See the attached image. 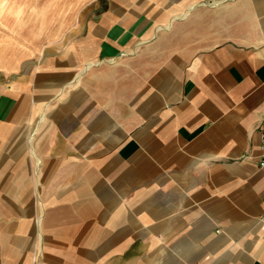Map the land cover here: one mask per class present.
Wrapping results in <instances>:
<instances>
[{
    "label": "crops",
    "instance_id": "obj_1",
    "mask_svg": "<svg viewBox=\"0 0 264 264\" xmlns=\"http://www.w3.org/2000/svg\"><path fill=\"white\" fill-rule=\"evenodd\" d=\"M51 3L0 66V264H264V0Z\"/></svg>",
    "mask_w": 264,
    "mask_h": 264
},
{
    "label": "rangeland",
    "instance_id": "obj_2",
    "mask_svg": "<svg viewBox=\"0 0 264 264\" xmlns=\"http://www.w3.org/2000/svg\"><path fill=\"white\" fill-rule=\"evenodd\" d=\"M51 1L0 0V66L10 61L15 67L21 58L40 56L51 38L61 34L63 27L50 26L40 11Z\"/></svg>",
    "mask_w": 264,
    "mask_h": 264
},
{
    "label": "built area",
    "instance_id": "obj_3",
    "mask_svg": "<svg viewBox=\"0 0 264 264\" xmlns=\"http://www.w3.org/2000/svg\"><path fill=\"white\" fill-rule=\"evenodd\" d=\"M262 150H263V152H264V135H263V144H262ZM262 166H264V162L262 163Z\"/></svg>",
    "mask_w": 264,
    "mask_h": 264
}]
</instances>
